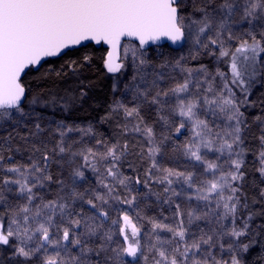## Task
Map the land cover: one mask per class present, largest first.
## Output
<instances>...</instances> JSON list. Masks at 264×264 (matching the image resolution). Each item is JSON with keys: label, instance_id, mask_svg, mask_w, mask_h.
Here are the masks:
<instances>
[{"label": "snow or ice", "instance_id": "6c2138e0", "mask_svg": "<svg viewBox=\"0 0 264 264\" xmlns=\"http://www.w3.org/2000/svg\"><path fill=\"white\" fill-rule=\"evenodd\" d=\"M181 7L182 0H0V122L30 115L26 70L79 47L106 45L108 73L132 69L124 85L130 100L115 101L113 112H123L124 134L143 138L140 157L148 161L143 181L126 175L127 142L96 139L88 146L91 126L60 123L51 152L34 146L40 158L21 163L4 155L12 152L9 134L0 144V248L12 249V264H244L256 233L252 214L242 212L248 150L241 108L264 76V24L257 34L255 23L264 22V0H192L191 13ZM242 23L249 27L238 28ZM162 41L190 45L192 59L203 50L228 71L193 69L183 57L153 64L147 53ZM69 67L75 70V62ZM144 105L155 106L165 128L159 137L141 116ZM34 127L30 134L38 137L44 129ZM257 139L256 170L264 176V126ZM168 141L189 163L168 167L157 159ZM53 154L67 157V179L50 173ZM85 169L96 175V187L81 191ZM140 184L149 192L152 184L163 186L164 203H175L172 223L143 214L134 187Z\"/></svg>", "mask_w": 264, "mask_h": 264}, {"label": "trees", "instance_id": "16d2710c", "mask_svg": "<svg viewBox=\"0 0 264 264\" xmlns=\"http://www.w3.org/2000/svg\"><path fill=\"white\" fill-rule=\"evenodd\" d=\"M190 9L191 7H186L181 11L189 12ZM159 47L170 51L166 44ZM149 51L151 53L152 48ZM106 54L107 51L104 47H95L90 44L87 47L72 50L68 55L48 59L38 70H28L22 78L27 89L24 110L34 107L38 115L60 118L71 126L92 124L108 144L127 142L128 151L122 161V171L132 177L138 175L143 181L145 169L148 166V161L142 160L140 157L144 141L138 135L124 134L123 113L122 111L113 112V74L108 73L104 67L103 61ZM85 57L88 59L86 60ZM206 57L207 54L201 52L196 59L192 60L197 64H202L207 61ZM70 62H75V70L69 67ZM125 70L126 72L123 74L127 75L128 66ZM263 92L264 86L258 76V80L250 88L249 103L242 107L247 123L244 130V147L248 151L244 167L241 169L244 173V179L240 185L241 203L247 205L244 208V215L252 214V231L256 233L254 236L256 242L247 253L242 255L244 264H264V200L260 194L261 191H264V180L256 170L258 165L255 157L258 147L257 137L260 134V126L256 118L264 116ZM82 93L83 95H81ZM34 97L40 100V103L36 104L37 106H32L29 103ZM183 139L184 137H180L178 142L181 143ZM168 143L173 146L172 141H168ZM10 146L12 148V144ZM35 147L44 150L42 143L36 144ZM26 152L31 153L34 158L40 156V153L35 152L34 149ZM4 155L6 157L12 155L14 160L16 158L12 152H5ZM49 171L51 173L50 167ZM138 186L140 188L143 184ZM162 187L157 184L151 185V190L161 201L165 196ZM0 264H12L6 262L3 248H0Z\"/></svg>", "mask_w": 264, "mask_h": 264}, {"label": "rangeland", "instance_id": "374dc122", "mask_svg": "<svg viewBox=\"0 0 264 264\" xmlns=\"http://www.w3.org/2000/svg\"><path fill=\"white\" fill-rule=\"evenodd\" d=\"M186 7H189V8L191 7V9L189 12H183V13L193 12L192 0H182L181 9L186 8ZM255 23L257 25V34H259L260 26L264 24V22L257 21ZM237 27L240 29H246L249 26L246 23H242V24L237 25ZM190 47H191L190 45H183V47L180 50L174 51L170 49V51H168L159 46H154L152 47V52L150 53V51H148L147 55L153 64H159L161 61H164V60H167L168 62H174L175 60L183 57L184 59L181 62L193 69L199 68L201 65H203L208 69L210 73H215L218 67L222 71H225V72L228 71L227 66L223 62H218L215 57L210 56L208 54L206 57L207 61L202 62V64H197L191 58L192 54H190V51H189ZM201 52H203V50H201ZM127 66H128V72H127V75H125L123 73L126 72L125 69ZM125 69H122L120 73H115V74L112 73L113 74L112 91H113V96H114L113 105L115 101L125 100V102H128L130 100V96H127L126 98L124 85L130 81V78L132 75V69L127 64L125 65ZM177 78H180L179 75H177ZM260 79H261L262 85L264 86V76H260ZM257 80H258V77L256 78L255 81ZM165 86L167 85L165 84ZM114 87H115V90H114ZM32 106H35V105H32ZM241 111H242V108H241ZM25 112L30 113V115L25 116V117H17L16 119L19 120V123H16L15 121L0 122V142L4 141V139L8 137L9 134H11V136L13 137V139L10 141V144H12V153L13 155L16 156L15 161H19L21 163H29V158L32 157V155L31 153L28 154V152L26 151L30 149H34V146L36 144L40 145L42 143L44 145H47V150L51 152L57 140V137L55 136V133L53 131L57 124L63 123L65 125L71 126L65 120H62L60 118L43 117V116L38 115L37 112L34 110V107H31L30 109L25 110ZM141 116L143 117L146 123L151 124L154 127L158 137L160 136L162 132H164L163 125L161 124V122L158 121V117L155 111V106L150 107L148 105H144L141 108ZM261 119L264 120V116ZM36 123H40L41 127L44 129L43 132L39 133L38 137L32 136L30 134L31 132L35 131L34 126ZM124 123H126L125 118H124ZM257 123L260 126L259 130L261 131V127L264 125H262L260 121H258ZM77 126L81 128H88L89 126H91V128L94 130L95 137L84 138L85 143L88 146H96L95 145L96 139L103 140L102 135L98 132V129L94 125L87 123V124H80ZM129 134L138 135L134 133H129ZM70 135L77 139H79V136H80V134L76 132L71 133ZM24 137H27V139H24ZM243 139H244V132H243ZM257 145H259V140H258ZM172 149H173V146H171L170 143L166 142L164 153L157 158L158 160H160V162L164 166L182 168L183 165L189 163L188 161L184 160V158L180 155L179 152H173ZM39 158L40 156L36 157V159H39ZM77 162L79 161L77 160ZM50 169H51V174L54 177V179H67L69 171H70L69 165L67 163V157H61L59 155L53 154L52 160L50 161ZM262 177L264 180V176ZM96 179L97 177L95 174H93L90 170L85 169V180L79 182L82 185L80 190L84 191L85 189H88V188H95ZM134 187L139 192L138 201H139L140 208L144 215L148 217L156 218L157 220L164 221L165 223L173 222V219H174L173 214L175 212V203H172V204L164 203V199L163 201H161V199L156 195L154 191L151 190V192H149V189L143 186L139 188L138 185H134ZM176 187H179V186H176ZM56 189H57V185L54 183L49 186V189H46L48 198H51L52 196L55 195ZM173 199L176 202L181 203L182 208L186 207L187 202L184 201L182 197L181 198L174 197ZM263 200H264V196H263ZM192 203L195 204V201H193ZM242 212L244 214L245 210L242 209ZM113 215L115 214L113 213ZM198 223L201 226H203V221H200ZM193 227L195 228V225ZM161 235L169 236L170 234L161 233ZM3 252L6 258V262L12 263L10 259L12 249L10 248L3 249Z\"/></svg>", "mask_w": 264, "mask_h": 264}, {"label": "water", "instance_id": "95a60500", "mask_svg": "<svg viewBox=\"0 0 264 264\" xmlns=\"http://www.w3.org/2000/svg\"><path fill=\"white\" fill-rule=\"evenodd\" d=\"M164 44H166L171 50H174V51H177V50H180L183 46H181V45H172L170 42H168V41H162L161 43H160V45L159 46H161V45H164ZM91 45H94L95 47H104L105 49H107V46L106 45H96V44H94V43H92ZM154 46H156V45H152L151 46V48L152 47H154ZM79 48H81V47H79ZM78 49V48H77ZM75 50V49H74ZM72 51V50H71ZM107 55V54H106ZM55 58H58V57H52V58H47V59H45L44 61H42L41 62V64L39 65V66H35V67H32V68H30V69H33V70H38L40 67H41V65L45 62V61H47L48 59H55ZM29 69V70H30ZM27 71L28 70H26V73H27ZM25 73V74H26ZM24 77V76H23ZM22 77V78H23Z\"/></svg>", "mask_w": 264, "mask_h": 264}]
</instances>
